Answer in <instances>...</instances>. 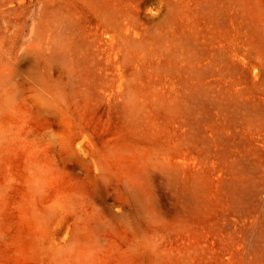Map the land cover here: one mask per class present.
<instances>
[{
  "label": "rangeland",
  "instance_id": "374dc122",
  "mask_svg": "<svg viewBox=\"0 0 264 264\" xmlns=\"http://www.w3.org/2000/svg\"><path fill=\"white\" fill-rule=\"evenodd\" d=\"M0 264H264V0H0Z\"/></svg>",
  "mask_w": 264,
  "mask_h": 264
}]
</instances>
